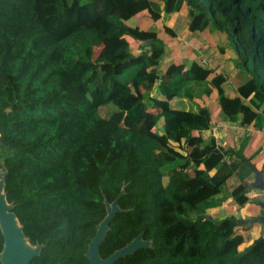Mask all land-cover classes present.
I'll return each instance as SVG.
<instances>
[{
  "label": "trees",
  "instance_id": "1",
  "mask_svg": "<svg viewBox=\"0 0 264 264\" xmlns=\"http://www.w3.org/2000/svg\"><path fill=\"white\" fill-rule=\"evenodd\" d=\"M139 12L155 26L129 23ZM181 12L188 32L216 30L233 77L197 55L162 64L160 33L177 37ZM213 96L245 129L235 147L213 131ZM263 127L264 0H0L3 191L50 263L88 264L105 201L124 189L102 255L142 233L136 264H264V235L239 249L238 217L212 215L246 203L262 149L246 152V129Z\"/></svg>",
  "mask_w": 264,
  "mask_h": 264
},
{
  "label": "rangeland",
  "instance_id": "2",
  "mask_svg": "<svg viewBox=\"0 0 264 264\" xmlns=\"http://www.w3.org/2000/svg\"><path fill=\"white\" fill-rule=\"evenodd\" d=\"M142 14H144L143 12H139L137 13L135 16V18H131L129 19V23L132 24H136L137 23V16L139 18V22L144 26L147 27L149 26V20L147 17L142 16ZM141 15V16H140ZM171 17V15L169 16V18ZM187 21V17L184 15V12H181V14L178 15H173L169 21V24L172 26V28L178 33L177 37L172 38L169 37L167 34L161 32V36L163 37L166 45H168L169 47H172L173 50L168 52H166V54L163 56L162 58V64L166 63V61L170 60V59H176V60H180L179 55H176V52H179V48L181 49V51H186V52H194L196 53V55H198V57L203 59H209L213 62L214 64V69L216 71L219 72H223L226 73L230 76V73H237L236 69L232 68V61L229 57V54H222L221 52H219L218 50V45L217 42H220L219 40V34L216 32L214 33L216 35V37L214 38V36L210 33H204L201 35L196 34H192L190 32H188L186 30L185 24ZM153 24V22H151V25ZM158 25H160L158 23ZM153 26H155V24H153ZM160 27V26H159ZM193 42V45H189L190 43ZM187 45H189L187 47ZM139 45L134 44L133 42L129 43V49H131L132 51L136 49V47H138ZM183 57V56H182ZM246 74L242 73L240 76L244 77ZM234 81H231V84ZM228 93L229 90L227 89ZM232 95V93H231ZM208 101V106L209 109L211 111V115L214 117L215 116V120H214V132L217 131V136L218 137H222L227 145L235 147L237 145V143L240 141L243 133L245 132V130L243 128H240L239 126H230V128L225 127L227 124V122L224 120V118L221 115L219 106L217 105L214 96L211 97L210 99L207 100ZM232 127V128H231ZM237 128V129H236ZM239 128V129H238ZM248 129V128H247ZM250 131L249 133L251 135H253L252 133H254V131H256L255 128H249ZM247 131V130H246ZM256 133H254L255 135ZM254 137V136H252ZM258 137V136H256ZM252 145V143L250 144ZM261 160H257L255 162L256 166H260V162ZM215 191H208L206 193H203L201 195H193V196H188V198L191 201H195L199 198H202L206 195H211L213 194ZM226 214L228 215H235L236 217H240V218H244L246 216H248L247 212H242V209L239 208L237 206V204L233 201V200H228L226 204L222 205L220 207V209L217 211H213L212 215L214 217L216 216H225ZM243 233L246 234L248 237L246 239V242L243 245L239 246V249H242L244 246L248 245L250 243V241L254 240L258 235H259V229H258V225H254L252 226V228H248L245 229L244 227L242 228Z\"/></svg>",
  "mask_w": 264,
  "mask_h": 264
},
{
  "label": "water",
  "instance_id": "3",
  "mask_svg": "<svg viewBox=\"0 0 264 264\" xmlns=\"http://www.w3.org/2000/svg\"><path fill=\"white\" fill-rule=\"evenodd\" d=\"M145 42L149 43V40H145ZM249 165L254 173V181L247 186V190H251L252 188L264 189V178L261 175V171L252 162H249ZM6 174V170H0V231L3 236L0 264H29L32 257L39 254L40 245L31 246L26 241L22 226L12 211V205L5 198L3 188ZM123 191L124 189L121 190L111 203L105 201L106 215L97 224L95 235L91 238L86 252L90 264H113L117 258L131 253L136 248L146 247L149 244L148 241H142V233H139L131 242L114 251L107 258L103 259L99 256V245L108 230L109 221L120 210L117 205V199ZM254 200L258 202V199L255 198ZM260 205L264 206V202L260 201ZM207 217L209 218V216ZM255 218L251 217L249 221L252 223Z\"/></svg>",
  "mask_w": 264,
  "mask_h": 264
},
{
  "label": "flooded vegetation",
  "instance_id": "4",
  "mask_svg": "<svg viewBox=\"0 0 264 264\" xmlns=\"http://www.w3.org/2000/svg\"><path fill=\"white\" fill-rule=\"evenodd\" d=\"M252 171V170H251ZM259 171H261V175H262V177L264 178V167H261V168H259ZM253 172V171H252ZM253 181H254V173H253ZM252 181V182H253ZM251 182V183H252ZM250 183V184H251ZM249 184V185H250ZM246 190H247V188H246ZM247 191H249V192H251L252 194H251V196H248V199H247V201H246V203L243 205V206H240V207H245L246 209V212H247V214H248V216H246V217H244L243 219L242 218H240V217H238V223L242 226V227H244L245 229H247V231H248V228H252V226H254V225H258V229H259V235L257 236V237H261V236H263L264 235V206H261L260 205V201L261 202H264V189H259V188H252L251 190H247ZM248 192V193H249ZM258 199V202H255V200L254 199ZM112 202V201H111ZM111 202H109V203H111ZM106 204V203H105ZM248 205V206H247ZM105 207H106V205H105ZM251 217H256L255 218V220L251 223L250 221H249V219L251 218ZM96 227H97V225H96ZM96 232V231H95ZM95 235V234H94ZM93 235V236H94ZM92 236V237H93ZM137 236V235H136ZM135 236V237H136ZM91 237V238H92ZM105 237V236H104ZM135 237H132L129 241H127L123 246H121V247H117L116 249H114V250H112L110 253H106V254H101L100 252H99V256L101 257V258H107L109 255H111L114 251H116V250H118V249H120V248H122V247H124L127 243H129V242H131ZM256 237V238H257ZM26 238V237H25ZM91 238H90V240H91ZM104 239V238H103ZM26 241H27V239H26ZM103 241V240H102ZM101 241V242H102ZM142 241H148L149 242V244H148V246H146V247H141V248H148V247H150V245H151V242H150V240L149 239H145V238H143V234H142ZM90 242V241H89ZM89 242H88V245H89ZM251 242V241H250ZM29 243V242H28ZM31 246H37V245H40V251H39V254L38 255H36V256H33L32 257V259L30 260V262H29V264H59V263H50V261H48V258L46 257V256H41V249H42V245L41 244H39V243H37V244H34V245H32L31 243H29ZM101 244V243H100ZM88 245H87V249H88ZM100 246V245H99ZM2 248H3V242H2ZM2 248H1V250H2ZM87 249H86V251L84 252V255H85V257L87 258V261H88V264H90V261H89V258L86 256V252H87ZM137 249H139V248H136V249H134L131 253H129V254H127V255H124V256H121V257H119V258H117L115 261H114V263L113 264H116V262L118 261V260H130V264H136V256H137ZM1 250H0V252H1ZM98 251H99V249H98ZM130 258V259H129Z\"/></svg>",
  "mask_w": 264,
  "mask_h": 264
},
{
  "label": "crops",
  "instance_id": "5",
  "mask_svg": "<svg viewBox=\"0 0 264 264\" xmlns=\"http://www.w3.org/2000/svg\"><path fill=\"white\" fill-rule=\"evenodd\" d=\"M178 14H181V13H178ZM178 14H173V15H178ZM173 15H171V17L173 16ZM141 16V15H140ZM142 16H145L144 14H142ZM146 17V16H145ZM171 17L169 18V21H170V19H171ZM133 18H135V17H133ZM137 18V25H139L140 27H142V28H147V27H151L152 25H151V20L148 18V22L150 23L149 24V26H147V27H144L140 22H139V18H138V16L136 17ZM168 21V22H169ZM187 21H188V19H187ZM187 21H186V24H185V27H186V30H187ZM170 25V24H169ZM171 26V25H170ZM172 27V26H171ZM173 29V28H172ZM174 30V29H173ZM175 31V30H174ZM176 32V31H175ZM207 32H210L213 36H214V38L216 37V35L214 34V33H216L213 29H209L208 31H206V33ZM177 33V32H176ZM192 34H196V33H192ZM204 34V33H203ZM177 35H178V33H177ZM198 35H201V34H198ZM160 36H161V34H160ZM162 37V36H161ZM163 38V37H162ZM125 40L126 41H128V43H130V42H133L129 37H126L125 38ZM219 43L217 42V45H218ZM189 45H193V42L192 43H190ZM189 45H187V47L189 46ZM140 46V45H139ZM138 46V47H139ZM137 47V48H138ZM167 50H168V52H170V51H172L173 50V48L172 47H169L168 46V48H167ZM179 52H176L175 54L176 55H179V57H180V60H176V59H170V60H168V61H166V63H168V62H172V61H174V62H179V61H181V60H183L184 58H193V57H195L196 56V53H194V52H186V51H181V49L179 48ZM226 54H228V53H226ZM183 56V57H182ZM198 56V55H197ZM203 59V58H202ZM203 61H207V63L212 67V68H215L214 67V64H213V62L211 61V60H209V59H203ZM166 63H164V64H166ZM217 72H219V71H217ZM234 74L235 73H230V76L231 77H233L234 76ZM230 96H236V94L235 93H233L232 95H230ZM212 118H213V120H215V116L213 117L212 116ZM228 124V123H227ZM230 126H236V125H231V124H228V125H226L225 127H227V128H230ZM214 127V126H213ZM232 128V127H231ZM241 128V127H240ZM214 129V128H213ZM237 129V128H236ZM239 129V128H238ZM244 129V128H243ZM245 130V129H244ZM247 130V133L249 134V136H250V140H249V143H248V145H247V148H246V152L247 153H249L250 151H254L257 147H259V146H261V150H259V152L257 153V155L253 158V161H252V163L256 166V164H255V162L257 161V160H261L259 163H260V166H256L257 167V169H259V168H261V167H264V127L261 129V130H259V129H256V131H254V133H256L255 135H254V133H252L253 135H251L250 133H249V131H250V129L248 128V129H246ZM214 131V130H213ZM215 135L217 136V131L215 132ZM252 136H254V137H252ZM256 136H258V137H256ZM218 137V136H217ZM219 139L220 138H222V137H218ZM223 139V138H222ZM223 142H225V140L223 139L222 140ZM252 143V145H250ZM251 192H249L248 193V196H251ZM239 208H241L242 209V212H246V208L245 207H240L239 205H237ZM248 206V205H247Z\"/></svg>",
  "mask_w": 264,
  "mask_h": 264
}]
</instances>
